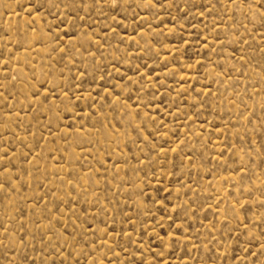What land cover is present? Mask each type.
Returning a JSON list of instances; mask_svg holds the SVG:
<instances>
[{"label":"rangeland","instance_id":"rangeland-1","mask_svg":"<svg viewBox=\"0 0 264 264\" xmlns=\"http://www.w3.org/2000/svg\"><path fill=\"white\" fill-rule=\"evenodd\" d=\"M0 264H264V0H0Z\"/></svg>","mask_w":264,"mask_h":264}]
</instances>
